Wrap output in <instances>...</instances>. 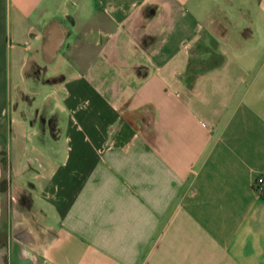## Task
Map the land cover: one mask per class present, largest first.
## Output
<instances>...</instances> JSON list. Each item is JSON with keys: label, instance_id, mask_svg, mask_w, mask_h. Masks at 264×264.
<instances>
[{"label": "crops", "instance_id": "1", "mask_svg": "<svg viewBox=\"0 0 264 264\" xmlns=\"http://www.w3.org/2000/svg\"><path fill=\"white\" fill-rule=\"evenodd\" d=\"M262 49L264 0H0V264H264Z\"/></svg>", "mask_w": 264, "mask_h": 264}, {"label": "trees", "instance_id": "2", "mask_svg": "<svg viewBox=\"0 0 264 264\" xmlns=\"http://www.w3.org/2000/svg\"><path fill=\"white\" fill-rule=\"evenodd\" d=\"M223 62V55L214 47L207 46L204 42H199L197 49L192 53L187 71L185 73L186 81L189 86H192L196 78L203 72L221 65ZM48 81H52L49 79ZM1 142L5 141V132H3ZM2 163L4 169L8 168V158L6 152L1 153ZM8 181L4 176L0 182V190L7 191Z\"/></svg>", "mask_w": 264, "mask_h": 264}, {"label": "rangeland", "instance_id": "3", "mask_svg": "<svg viewBox=\"0 0 264 264\" xmlns=\"http://www.w3.org/2000/svg\"><path fill=\"white\" fill-rule=\"evenodd\" d=\"M234 19H235V21H234L233 25H231V27H230L231 33L229 35H231V38H232L231 40L234 42V44L235 45H239L241 47L240 49H245V48L249 47L251 44L257 42V40L260 39V37H261L262 34L260 32H258L260 30L258 28H256V27H255V31L257 32V38H255V39H244V38H242V36L240 34V31L243 28L247 27V25L249 24V20L245 16L244 17L236 16ZM201 41L204 42L209 47H214L216 49L218 47V40L216 39V37H214L212 35H210L209 37H207V35L203 34ZM238 49H236V50H238ZM258 57H259V60L262 63L264 61V49L260 50V52L258 54ZM31 72L34 73L33 67L32 68L30 67V69H28L27 74H30ZM52 73H54L53 70L47 71L45 73H43V72L39 73V74H41V77L42 78H40L38 81H36V80H35V82L33 81L34 84H35V86L36 87L37 86H40L39 88H41V89L42 88L43 89H47V87L49 85H51L50 83H52V82L51 81H48L49 78L47 79L46 77L52 75ZM48 94H45V95L48 96ZM39 98L41 100V99L44 98V96L39 97ZM31 99H34V97H31ZM4 151H5L4 149H1L0 150V163H1V167L3 169L4 176L6 177V169H4V165H3L2 161H1V159H2L1 153L4 152Z\"/></svg>", "mask_w": 264, "mask_h": 264}, {"label": "water", "instance_id": "4", "mask_svg": "<svg viewBox=\"0 0 264 264\" xmlns=\"http://www.w3.org/2000/svg\"><path fill=\"white\" fill-rule=\"evenodd\" d=\"M242 38L244 39H253L255 37V33L251 27H245L240 31Z\"/></svg>", "mask_w": 264, "mask_h": 264}, {"label": "built area", "instance_id": "5", "mask_svg": "<svg viewBox=\"0 0 264 264\" xmlns=\"http://www.w3.org/2000/svg\"><path fill=\"white\" fill-rule=\"evenodd\" d=\"M255 188L259 193H262L264 190V177L259 176L255 181Z\"/></svg>", "mask_w": 264, "mask_h": 264}, {"label": "flooded vegetation", "instance_id": "6", "mask_svg": "<svg viewBox=\"0 0 264 264\" xmlns=\"http://www.w3.org/2000/svg\"><path fill=\"white\" fill-rule=\"evenodd\" d=\"M43 68H40V67H36L34 68V73H39Z\"/></svg>", "mask_w": 264, "mask_h": 264}]
</instances>
